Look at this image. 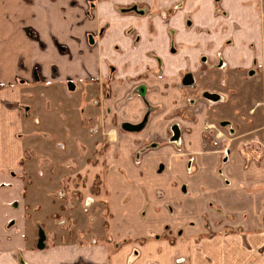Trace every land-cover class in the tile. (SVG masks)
I'll list each match as a JSON object with an SVG mask.
<instances>
[{
    "label": "crops",
    "instance_id": "0c3cea01",
    "mask_svg": "<svg viewBox=\"0 0 264 264\" xmlns=\"http://www.w3.org/2000/svg\"><path fill=\"white\" fill-rule=\"evenodd\" d=\"M258 3L0 0V264H264V155L250 158L244 133L198 108L223 92L200 89L195 74L218 52L229 69L248 68L250 42L264 61V30L247 14ZM88 83L108 89L86 101L102 113L111 241L41 248L25 209L22 108L37 85Z\"/></svg>",
    "mask_w": 264,
    "mask_h": 264
},
{
    "label": "rangeland",
    "instance_id": "374dc122",
    "mask_svg": "<svg viewBox=\"0 0 264 264\" xmlns=\"http://www.w3.org/2000/svg\"><path fill=\"white\" fill-rule=\"evenodd\" d=\"M181 8L173 5L161 15L171 17ZM251 9L247 8V14L256 23L250 22V29H258L260 23L259 28L264 30V6L258 3ZM131 12L140 16L153 14L147 9L138 12L137 7ZM226 12L216 7V14L228 16ZM186 24L192 28L193 20L187 18ZM170 33L173 35L174 31ZM232 40L224 43L230 45ZM249 46L256 53L249 58L248 68L229 69L222 52L206 56V63L200 61L202 66L195 73L201 75L197 76L200 89L210 87L223 93L217 103L201 99L196 105L199 109L208 108L209 116L219 121L218 127H222L220 120L229 119L235 131L237 128V132L245 134L241 141L246 153L251 154L248 156L253 158L264 155V129L257 130L264 124V106L257 107V101L264 95V61L259 62L256 44L250 42ZM219 60L223 61L222 66ZM96 88L88 83L74 93L62 85H37L28 90L32 95L26 96L22 108L25 155L21 172L29 232L32 236L36 234L39 246L51 242H91L98 237L107 242L111 239L105 184L107 141L101 131L102 113L99 103L94 106L95 103L86 101L106 94L108 89ZM34 229L36 233L32 232ZM154 238L157 237L153 235L149 239ZM149 239L128 238V242L145 243ZM168 240L173 241L171 237Z\"/></svg>",
    "mask_w": 264,
    "mask_h": 264
},
{
    "label": "flooded vegetation",
    "instance_id": "af4514ba",
    "mask_svg": "<svg viewBox=\"0 0 264 264\" xmlns=\"http://www.w3.org/2000/svg\"><path fill=\"white\" fill-rule=\"evenodd\" d=\"M134 7L133 8H130L129 11H133ZM138 12H139V9L137 8ZM128 11V10H127ZM101 36V32H97L95 34H91V39L92 40H95L97 37L99 38ZM221 66L223 65L222 61H220L219 63Z\"/></svg>",
    "mask_w": 264,
    "mask_h": 264
},
{
    "label": "water",
    "instance_id": "95a60500",
    "mask_svg": "<svg viewBox=\"0 0 264 264\" xmlns=\"http://www.w3.org/2000/svg\"><path fill=\"white\" fill-rule=\"evenodd\" d=\"M45 247L44 245H41V248Z\"/></svg>",
    "mask_w": 264,
    "mask_h": 264
},
{
    "label": "trees",
    "instance_id": "16d2710c",
    "mask_svg": "<svg viewBox=\"0 0 264 264\" xmlns=\"http://www.w3.org/2000/svg\"><path fill=\"white\" fill-rule=\"evenodd\" d=\"M102 88H105V86H103ZM104 91H102V93H103Z\"/></svg>",
    "mask_w": 264,
    "mask_h": 264
},
{
    "label": "built area",
    "instance_id": "2783aa9c",
    "mask_svg": "<svg viewBox=\"0 0 264 264\" xmlns=\"http://www.w3.org/2000/svg\"><path fill=\"white\" fill-rule=\"evenodd\" d=\"M208 126V124L206 125V127Z\"/></svg>",
    "mask_w": 264,
    "mask_h": 264
}]
</instances>
